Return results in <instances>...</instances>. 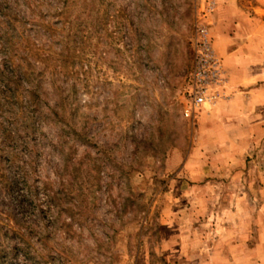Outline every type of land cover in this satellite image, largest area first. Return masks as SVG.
<instances>
[{"label":"rangeland","instance_id":"obj_1","mask_svg":"<svg viewBox=\"0 0 264 264\" xmlns=\"http://www.w3.org/2000/svg\"><path fill=\"white\" fill-rule=\"evenodd\" d=\"M60 1L1 7L0 21L7 13L16 22L4 35L18 48L13 60L40 98L34 131L0 153L14 147L30 157L40 190L23 226L0 185V264H15V254L17 264H264V138L238 167L221 127L206 131L211 108L184 115L191 42L207 0H76L58 17ZM215 1L204 19L210 30ZM32 19L58 29L53 39L32 31ZM80 24L83 48L64 67L62 48L79 52ZM7 154L0 173L9 177L18 170ZM14 226L21 231L7 236Z\"/></svg>","mask_w":264,"mask_h":264},{"label":"crops","instance_id":"obj_2","mask_svg":"<svg viewBox=\"0 0 264 264\" xmlns=\"http://www.w3.org/2000/svg\"><path fill=\"white\" fill-rule=\"evenodd\" d=\"M218 1L210 34L226 74L227 99L207 113L211 127L206 131L212 133L216 123L221 127L220 134L228 136L222 148L232 151L231 164L239 167L245 164L241 156L264 138V0ZM225 5L231 14L221 13ZM234 210L245 213L243 205Z\"/></svg>","mask_w":264,"mask_h":264},{"label":"trees","instance_id":"obj_3","mask_svg":"<svg viewBox=\"0 0 264 264\" xmlns=\"http://www.w3.org/2000/svg\"><path fill=\"white\" fill-rule=\"evenodd\" d=\"M55 2L56 4L61 3L60 0H48L47 4L50 3L48 6L45 4V0H36L35 8L41 7L42 5H47L50 8L53 7ZM62 2L61 9L57 10L55 8V14L58 17L66 16L65 13L67 14L68 10H71L70 6L75 5L76 0H63ZM13 4L18 6V0H13ZM3 5L6 7L8 12L13 10L11 4L8 3V0H2L0 1V12L3 9L1 8ZM80 13L81 16L85 15L86 8H81ZM3 15L6 18V21L1 22L3 21L1 20L0 23L5 26L7 31L0 35V49H2L1 51L6 55L4 59L0 60V146L2 145L3 147H8L17 142V139L18 141H21L24 140L25 137L27 138L29 128H32V131H34L37 122L34 118V114L38 111L37 102L39 101L40 97L37 90L38 88L32 84L31 73L24 71L21 63L14 62L13 60L17 54L18 48L16 44L11 41V36L4 38V35L7 36L8 31H15L16 22L15 19L11 18V16L7 13ZM43 20L41 23H43ZM29 22L32 24L30 26L32 31L43 29L44 32L47 33L44 34L46 38L53 39V33L58 31V29L53 28L51 25L45 26L44 24H39L35 28L34 25L38 23V21L33 19ZM79 26V33L81 35L78 36L79 42L75 41L76 44L78 43L75 48H77L79 52H75V49L71 47L64 46L61 51V55L65 57L63 60H61V62L64 64V67L74 64L75 58L83 48L85 36L82 33L84 28L82 24ZM1 28L0 32L2 31ZM68 39L69 33L64 34L61 42H66ZM45 46L46 45H43L38 50L44 49ZM50 46L51 45H48V48H50ZM23 51H27V48L24 47ZM22 100L24 103H22ZM22 109H24V113H22V115L24 114V117H22L21 124H24L25 136L20 137L19 134H17L16 127L17 124H19L18 118L19 114L22 112ZM10 151L12 152H9V154H7V152L5 153L4 151L3 153H0V155L7 154L9 157V162L12 163V165L17 164L15 167L18 172L9 177L6 174L0 173V185L3 187V191L9 197V206L11 210L8 213L14 216L13 219L15 222L20 220L21 225L26 226V221L22 219L23 215L24 213H27V209L29 210V207L34 203V199L37 197L36 194L39 192L40 186L37 184V179L33 180L32 178L34 171L33 163L30 157L26 156L28 161H25L20 157L22 152H16L17 150L14 147H12ZM19 159L20 162H17ZM19 231H21L19 226L11 227L10 230H7V236L16 235V232ZM13 261L15 264H17L16 254Z\"/></svg>","mask_w":264,"mask_h":264},{"label":"built area","instance_id":"obj_4","mask_svg":"<svg viewBox=\"0 0 264 264\" xmlns=\"http://www.w3.org/2000/svg\"><path fill=\"white\" fill-rule=\"evenodd\" d=\"M215 0H207L202 18L197 20L191 42L192 68L184 115L192 118L199 110L213 108L227 99V78L221 59L216 55L209 25L205 18L214 12Z\"/></svg>","mask_w":264,"mask_h":264}]
</instances>
